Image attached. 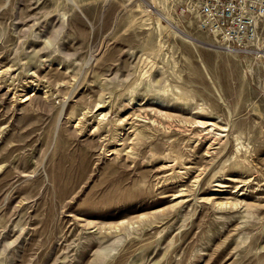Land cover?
Here are the masks:
<instances>
[{"label": "rangeland", "instance_id": "obj_1", "mask_svg": "<svg viewBox=\"0 0 264 264\" xmlns=\"http://www.w3.org/2000/svg\"><path fill=\"white\" fill-rule=\"evenodd\" d=\"M226 48L195 0H0V264H264V40Z\"/></svg>", "mask_w": 264, "mask_h": 264}, {"label": "built area", "instance_id": "obj_2", "mask_svg": "<svg viewBox=\"0 0 264 264\" xmlns=\"http://www.w3.org/2000/svg\"><path fill=\"white\" fill-rule=\"evenodd\" d=\"M202 28L231 49L264 40V0H195Z\"/></svg>", "mask_w": 264, "mask_h": 264}, {"label": "bare ground", "instance_id": "obj_3", "mask_svg": "<svg viewBox=\"0 0 264 264\" xmlns=\"http://www.w3.org/2000/svg\"><path fill=\"white\" fill-rule=\"evenodd\" d=\"M161 19V18H160ZM229 49V51L233 52L234 54H236L237 52H239V49H231V48H226ZM262 51V50H259ZM26 97V96H25ZM28 98L23 99L24 101L27 100ZM162 104V103H161ZM104 118V117H103ZM120 123H123V125H125L127 123V120L124 121H120ZM215 132H207V136H206V140L210 141L208 148L209 149H213L214 145L218 144L221 142V136L214 134ZM200 138V137H199ZM119 139V138H118ZM121 139V138H120ZM115 150V149H114ZM116 151V150H115ZM212 151V150H211ZM217 151V150H216ZM210 152V151H208Z\"/></svg>", "mask_w": 264, "mask_h": 264}]
</instances>
